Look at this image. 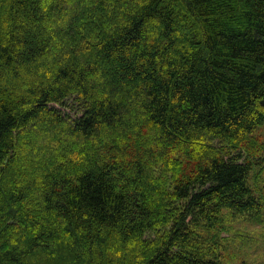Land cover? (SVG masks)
<instances>
[{
	"label": "trees",
	"instance_id": "1",
	"mask_svg": "<svg viewBox=\"0 0 264 264\" xmlns=\"http://www.w3.org/2000/svg\"><path fill=\"white\" fill-rule=\"evenodd\" d=\"M263 125L264 0H0V264H224Z\"/></svg>",
	"mask_w": 264,
	"mask_h": 264
},
{
	"label": "rangeland",
	"instance_id": "2",
	"mask_svg": "<svg viewBox=\"0 0 264 264\" xmlns=\"http://www.w3.org/2000/svg\"><path fill=\"white\" fill-rule=\"evenodd\" d=\"M40 4H43L40 1ZM75 15L69 12L67 18ZM52 23L47 25V37L58 36L63 30L51 18ZM52 47L50 55H56ZM30 136L45 137L49 144L53 137L41 129L30 130L21 137L24 143ZM39 138V139H40ZM259 148L253 153V168L250 173L249 182L256 195L264 202V125L259 127L252 136ZM255 219H248L246 216L231 217L227 212L224 214L223 222L216 235V245H213L220 255L224 264H264V211Z\"/></svg>",
	"mask_w": 264,
	"mask_h": 264
}]
</instances>
